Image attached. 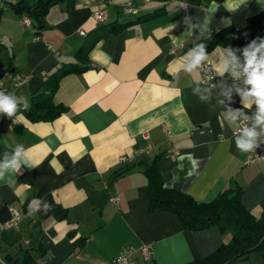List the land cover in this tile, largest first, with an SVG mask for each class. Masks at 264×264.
<instances>
[{"label":"crops","instance_id":"crops-1","mask_svg":"<svg viewBox=\"0 0 264 264\" xmlns=\"http://www.w3.org/2000/svg\"><path fill=\"white\" fill-rule=\"evenodd\" d=\"M16 1L0 0V64L29 79L15 86L3 78L18 111L0 113V163L20 147L40 164L21 163L0 180V221L8 206L20 213L18 230L0 233L8 264H109L125 247L134 249L136 264H190L229 242L231 231L186 230L170 211L148 210L144 170L155 160L166 188L209 202L233 183L246 210L264 213V161L244 165L247 153L234 133L242 115L247 128L255 124L252 87L229 77L236 61L226 47L203 51L199 64L211 63L212 87L200 84L199 64L190 67L200 52L193 42L246 29L264 0H111L102 24L91 19L95 0H62L38 28L9 8ZM125 6L136 13H124ZM262 44L264 38L242 55L264 59ZM54 72L64 74L52 100L65 110L29 119L23 104L48 94L43 82ZM147 144V153L132 155ZM122 155L130 159L121 162ZM143 244H150L148 262L138 251ZM229 264L264 258L254 252Z\"/></svg>","mask_w":264,"mask_h":264},{"label":"trees","instance_id":"trees-1","mask_svg":"<svg viewBox=\"0 0 264 264\" xmlns=\"http://www.w3.org/2000/svg\"><path fill=\"white\" fill-rule=\"evenodd\" d=\"M59 1L62 0H36L34 3L17 0L9 8L22 19L28 18L30 23L38 28L42 26L49 7ZM262 38H264V11L250 17L244 30L224 29L210 33L191 45L199 50L203 46L205 52L217 46L229 48L234 62L243 54L246 47ZM84 53L85 51L81 54ZM63 74L64 72H54L44 80L43 88L48 94L41 99L38 96L32 99L25 111L29 119H52L65 110L62 106L54 105L52 100L53 92ZM144 174L147 179L149 211H170L178 217L186 230L199 231L217 227L222 232H232L229 242L221 244L209 256L190 264H229L235 260L245 259L254 252L264 258V213L256 218L244 208L240 199V187L232 183L213 200L197 202L180 190L164 187L157 160L146 165Z\"/></svg>","mask_w":264,"mask_h":264},{"label":"built area","instance_id":"built-area-1","mask_svg":"<svg viewBox=\"0 0 264 264\" xmlns=\"http://www.w3.org/2000/svg\"><path fill=\"white\" fill-rule=\"evenodd\" d=\"M96 5L94 6V9L91 14V19L95 24H102L107 21L108 15L106 11V7L111 3V0H95ZM123 12L126 14H135L136 8L132 6H125L123 8ZM23 21L27 24H30V20L28 18H23ZM78 33L80 35H84L85 32L83 30H78ZM247 67V56L241 55L236 60V65L234 69L231 71L229 77L233 80L238 82L241 85H248L251 86V84L247 83L248 81V72L245 71ZM199 70L201 73V79L200 84L210 88L214 85V72L212 70L211 63L209 61L203 62L199 64ZM7 77L9 78L15 86H20L28 81L29 76L28 75H22L18 72H11L7 69L6 66L0 64V91H3L6 96H9L4 88V82L3 78ZM250 119L246 115H242L239 120L236 123L234 133L239 134L242 136L243 129L247 128L248 123ZM264 139L257 138V143L259 144V147H256L252 150V152H248L243 164L249 165L253 164L256 161H264ZM151 148L150 144H147L143 147L137 148L132 155H138V154H144L149 151ZM171 151V150H169ZM130 159L127 155H122L119 157V160L121 162H127ZM119 198L117 196H112L110 198V201L112 203H117ZM9 210V217L4 220L0 221V233L9 230L14 229L18 230V223L20 220V213L19 211L12 207L8 206ZM139 253L141 254L144 261H149L151 256L150 251V244H143L138 249ZM134 252V249L132 247H125L115 258L111 260L109 264H136L135 261L131 258L132 254ZM0 264H8L7 261L0 257Z\"/></svg>","mask_w":264,"mask_h":264},{"label":"clouds","instance_id":"clouds-1","mask_svg":"<svg viewBox=\"0 0 264 264\" xmlns=\"http://www.w3.org/2000/svg\"><path fill=\"white\" fill-rule=\"evenodd\" d=\"M264 47V44L261 45ZM259 51V49H256ZM247 56V67L245 69L248 72V81L247 83L252 85V91L250 95L257 97L258 112L255 117V124L252 128H244L241 137L237 138V147L242 153L252 152L256 147H259L257 143V137L264 135V59L260 61L256 60L255 52L248 53ZM204 58L203 46H201L199 54L195 55L192 60V65L194 67L199 64L200 61ZM29 107L28 103L23 104L24 110H27ZM247 107V105H246ZM18 111L17 103L10 96H6L3 91H0V113H5L8 117H12ZM21 121L24 119L22 115L18 117ZM261 126V131H256V126ZM264 142V141H262ZM29 151H23L22 148L17 147L14 154L11 158L8 157L7 152L5 153V160L3 163H0V180L4 179L5 170H11L15 173L21 163L26 164L29 168L36 167L40 164L39 160H36L29 155ZM37 202L35 200L29 205L30 208H34ZM49 206L45 205L47 209ZM32 213H30L31 215Z\"/></svg>","mask_w":264,"mask_h":264},{"label":"rangeland","instance_id":"rangeland-1","mask_svg":"<svg viewBox=\"0 0 264 264\" xmlns=\"http://www.w3.org/2000/svg\"><path fill=\"white\" fill-rule=\"evenodd\" d=\"M252 256H256V255L254 254V255H252Z\"/></svg>","mask_w":264,"mask_h":264}]
</instances>
